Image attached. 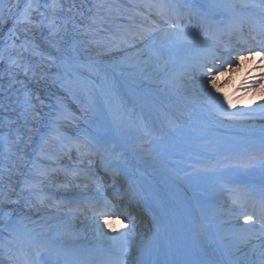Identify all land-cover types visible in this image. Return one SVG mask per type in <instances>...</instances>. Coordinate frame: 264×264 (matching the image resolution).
<instances>
[{
	"label": "bare ground",
	"instance_id": "obj_1",
	"mask_svg": "<svg viewBox=\"0 0 264 264\" xmlns=\"http://www.w3.org/2000/svg\"><path fill=\"white\" fill-rule=\"evenodd\" d=\"M151 1L115 0V4L113 3V12L107 14L111 16L112 19L109 24L110 27L107 29L108 31H104L103 33L105 36L113 38H116V34L121 35V38L116 44L119 48L122 47L125 49L124 47H132L133 45L136 46L138 43H142L143 49L141 48L138 50V47L134 49L138 50L140 53L146 52L151 54L153 57L150 62H147L149 67H151V74L140 79V81L144 80L150 85H141L136 88L133 86L131 80H126L118 75L117 72L119 70L124 76L130 77L125 70H120L121 67H123V65L120 66L121 61L125 59L126 55L124 50H118L117 53L106 52L102 55L104 58L101 60L100 58L94 57V55L102 54L103 48L101 47L96 48V54H94L82 41H78V46H72V48L76 47V49H79V56L88 59V62L92 66L104 69L107 75H112V78L107 79L110 84H108V86L106 85V90H109V92H102V94H100V88L95 83V79L93 77L91 78L86 73L82 65L78 64L79 62L77 64H71V62L76 63L74 59L72 61L68 57H66V60L64 59L65 52L69 54L72 50L70 46H68V42L65 44V48L59 46L61 38H65L67 35L71 37L70 34H76L77 30L81 28L76 26L75 23H71L69 28L66 27L65 24L66 19L68 21V14L73 11L72 4L74 0H0V26L4 24L8 25V21L11 19V25L8 31H3V28H0V255L3 250H7L6 248L8 246L6 244L14 242L17 244L21 243L18 249L11 247L12 249L10 248L7 250V254L13 257L11 264L20 263L23 257L28 258L26 262H24L25 264L31 262V257H34L35 253L32 251L33 248L27 250L24 247L27 245L35 246L37 250L41 249L46 251L44 248L48 249V244H50L49 248L55 251L60 249L64 254L65 251L67 252V249L77 251L76 248L78 247H89L88 244L94 243L95 239H98L100 236L102 237L101 241L95 242L97 243V248L108 247L116 242L118 236L121 234L129 235L132 242L124 249L125 251H120L122 255L119 261H123L124 259V262L126 261L127 264H153L148 257L142 258L143 255H141V250H143V247L146 245L145 241L141 240L142 238L139 239L138 235H135L136 233L131 232L129 229L118 227L116 224L112 225V223L105 227L90 216L77 218V214L72 212V207H65L62 204L59 205L56 201L53 202V207L46 206L47 208H45L44 205L46 201L44 200L45 202H42V198L44 197H48L50 202L53 199L55 200V198L62 202L72 201L75 196L77 199H82L83 197H78L76 194L80 189L94 185L93 183H95V181L91 178H88L89 185H83L82 187H80L82 184H78V182H81L79 179H83L82 177H78V179L72 178L70 184L61 185L59 188L55 187L56 185L52 183L53 185L51 184L50 187L54 188L55 192L49 189H46L45 192L48 193V191H50V194L56 193L53 195V199L49 197V194H45L44 196L39 194L38 196L42 197H40L39 201L37 200V204L46 211H49L48 215L43 213L44 211L40 209L33 219H28V217L26 218L21 214H16L15 209L7 205L9 203L10 194H12L16 188L25 186L28 188V186L33 185V183L29 185L27 182L20 183L19 178L16 177L36 173L38 175L35 177L37 180L39 178L38 172L47 173L48 171V174H51V176L48 177L49 179L56 176V174L60 179V177H63L60 176L62 175L59 171L60 163L66 167L61 169L62 171L75 168L71 157H63L65 148L62 147V142L67 143L71 138H81L82 136L88 135L90 139H79V141L73 139V141H75L76 146L86 147L87 156L90 154L94 161L103 163L104 161H101V159L93 153L97 147L96 143L99 142L94 141L90 133L94 132L92 126L94 124L97 128L100 127L103 129L105 127L109 136L114 135L116 138L118 137L119 130H117V127L112 123V116L109 115L110 111L114 112L115 109H111L109 101L113 98L116 100L117 95L122 97L117 100L122 103L125 109L135 100L142 104L140 105V111L144 123L150 124V127L152 123H158L157 125L155 124V128L152 127V131H154L151 132L153 134H151L150 131L148 134L150 137H162L161 140H163L164 143L159 145L161 148L152 145V142L147 137L143 138L142 141L138 143L141 144V146L144 145L142 147L151 148V154L154 155L155 159L162 155L164 159L171 160V162L174 161L169 163L170 165L168 166H170L169 168L175 171L177 177L181 179H189L192 175L198 174L201 178H205V174H208L206 168L211 165L218 166V162L206 160L207 158L203 161H195L194 159H196V157L192 160L183 156V154L181 155L172 151V149L182 150V145L173 142L174 140H169L172 131H175V125H179L180 128L183 127L185 129L192 126L195 129H201V131L206 128L216 132L218 131V133H212L210 135H195L187 129L185 133L187 135L184 136L187 140L196 139L198 142H208L210 144L226 140L228 136L232 134H242L245 129L253 128L254 133L259 132L260 135H258L259 139L255 140L256 143H254V146L248 149L247 154L253 153L260 158H264V81L259 79L264 75V67L258 66L259 62L252 58L243 63H238L240 65L238 70L223 71L221 74L217 73V87H220L219 90L224 88L221 86H226L227 82H230V87L225 89L226 91L228 89V91L226 92L224 90L225 92H220L227 96L228 99L234 100L238 97L236 101H239V104L235 102L232 103L231 101V106L226 103L227 106L223 108L217 107L220 103L210 98L206 99L202 97L203 92H205V87L199 85L202 82L197 76L187 80L183 76L184 72L191 69L201 70L202 64L210 62V60L208 61V59L202 58L200 55L202 52L199 50V48H203L207 39L211 37L209 34H218L219 37H223L222 35L225 34L228 35L230 40V38H233L236 31L234 28L237 25L234 24V21L246 22V20L253 18L254 14L248 12V10L238 13L233 9V6L235 7L236 4H246L249 0H207L210 4L216 3L217 1L222 5L223 3L228 4L227 8L230 9V11H228L225 19L222 20L224 23L223 26H218V23H216L217 19L221 17V14L215 11L216 9L211 8L209 3L206 5L207 3L205 1L194 0L193 2L196 8L200 10L198 15L202 13L204 16L206 14H211L209 17L212 15L216 16L215 21L206 23L208 27L213 26L210 29L207 28L206 31L208 33L205 32L207 33L206 41L204 39L198 40V37L186 34L185 31H173L180 28V26H177L180 25L179 23H171L172 25H170V27L166 25V27H164L163 22L168 21V17L161 16L163 19L149 22L145 16L141 15L142 10H145L147 4L151 5L149 9H153V7L156 8L154 13L156 12L158 15L169 12V9H165L163 5H158L159 1ZM81 2L80 9L77 12L78 20L82 19L83 15L80 12H83L84 9H88L89 13L90 11L95 13L97 7L96 4H89L91 0H81ZM184 2L185 0H178L175 6L172 7L174 9V15H178L181 12L187 13L190 16L195 14L189 11L193 8ZM246 8L247 7H245V9ZM185 10L188 11L186 12ZM93 13H90L91 17L88 18L90 30L87 32L91 31L96 37L101 29H103L105 20L101 18L100 15L98 18ZM119 17H121V21L114 23V20L116 21ZM129 17L133 19L129 20ZM156 24H158L157 31L152 32L148 29L145 30V28L152 27V25L155 26ZM220 33H222V35ZM151 35H154V44H149L147 42V37ZM94 36L92 38H94ZM229 40L227 42H230ZM158 53L160 54L159 56L157 55ZM237 55L238 57L236 58L239 59L241 55L236 53L235 56ZM215 57H217V55ZM67 60L70 61V63ZM58 65L64 68L67 76L70 78L72 76L75 80V84L60 89L58 86L59 80H54V73L60 74L61 68L59 72L56 70ZM234 78H236V80H233ZM246 82L258 83L256 87L250 90L251 88L242 87ZM113 83L118 84V89H113ZM79 84L82 86L85 85V89L82 90ZM218 84L221 86H218ZM234 86L240 88L238 90L241 91L239 92L240 94L237 92L239 95L233 92L234 90L232 89ZM110 87L112 89H109ZM76 89H78L79 92H76ZM53 92L57 94L58 98L62 99L60 105L55 107L56 109H54V111H66L63 113L64 116L63 121H61V126L56 124V119H60L56 114L51 117L52 119H50V121H48L50 118L49 116H44L43 109H46L49 105L54 103V97H49L50 94L53 95ZM68 93L74 96L73 98H75V101L69 100L71 98ZM218 94L217 92L213 93L214 96ZM29 96L31 98V104L27 102ZM43 97L46 99H43ZM247 97L249 98L247 99ZM220 99L223 100V96H221ZM68 106H71L74 110L68 111L70 108H68ZM207 106H215L220 114L230 119L225 120L207 112L205 108ZM171 109L175 110L176 113L174 115ZM71 112L77 113L76 115L80 120L79 122L77 121V125L74 127L70 126V118H67ZM74 113L72 115H74ZM199 120H213L214 123H210L209 125L208 121V123L203 125L202 123L199 124L195 122ZM44 122L46 125L42 126ZM211 124H214L212 129ZM128 125H131V128H135L133 126L134 124L132 125L130 123ZM67 127L70 128L65 134L62 131ZM184 132L185 131L180 133V131H177V133L182 136ZM54 136L58 137V141H56L52 148L54 152L49 153V156H41L42 149L44 147H49V137L51 138ZM163 136H165V139H163ZM126 137H121V139H119V137L117 138L119 140L118 146L123 148L125 146L126 148L124 149L133 153L136 145V142H134L136 141L134 139L135 137ZM169 146H171V150H169ZM259 146L263 147L259 148ZM184 148V151L187 152L188 150L189 154L196 152L193 146ZM243 148L249 147L244 145ZM68 149H70L69 146ZM243 150L237 146L234 148H227L224 146L223 150L219 151V154L221 153L220 155H226L227 157L219 166L228 167L236 164H245L246 158H248L249 155L243 153ZM73 152L74 150H71V153ZM74 155H76V153H74ZM235 158L242 159L241 163L236 162ZM136 159L135 155H130V157L127 158L128 162H131V167L133 168L131 171H135V168L142 174L152 176L153 179L151 180L155 182V185L161 186L162 191L167 192V195L188 200L187 202L190 204L189 210L191 211H188L190 223H193L197 228L201 229L203 225H207L208 227H210V225H218V221L214 219L216 211H209L202 203L200 204V202H198L196 199L197 196L194 193L190 192V194L186 189L180 188V185L176 182L172 183L169 176L164 173L165 169H163V167L144 165L141 164L138 159L137 161L139 163L135 162L134 160ZM198 159H201V157ZM33 160H37L40 163H34L35 161ZM34 166L38 168L32 170ZM87 167L88 169L93 168L90 165ZM54 169L55 171L53 172ZM107 174L110 175L114 173H112L111 169L106 168L104 176L108 177ZM123 176V173L119 175L122 179L124 178ZM67 178L70 180L69 176ZM123 181H125V178ZM209 181L212 183L213 179L210 178ZM127 186H130V183H128ZM90 190L91 192L96 191V189ZM97 190L101 192L99 189ZM120 193L122 196L127 197L125 192ZM120 193L117 191V195ZM62 194L65 195L62 196ZM222 194H225V191H223ZM219 196V191H216V193L210 197V202L214 201V199H217ZM80 206L84 205L80 203ZM131 206H136L135 208H137V200H135ZM194 212L195 214H193ZM71 215H73L75 220L69 223V225H71L69 227L70 230L66 231L68 228H64V222L67 219H69L67 221H71ZM69 216L71 218H69ZM12 218L15 219L11 222L10 220ZM208 220L213 221L212 224H210ZM8 221H10V228L7 230L5 229L4 222ZM19 222L23 224H21V226L15 224ZM8 231H10V233L4 238L5 234H3V232ZM175 233H177L176 229ZM208 233L211 234L213 231L209 229ZM114 236L116 238H113ZM85 237H87V239L89 238L87 244H85L84 241ZM175 237L174 235V240ZM45 244L46 246L43 248L41 245ZM133 245H138L139 249L132 250ZM96 246L94 245L92 247ZM254 246L255 247H250L247 250L246 255L254 253V255L258 257L254 256L252 263V258L248 260L251 264H264V255L260 253L264 248L259 244ZM19 250H22V252H18ZM188 250L191 256H194L197 264H207L200 258L201 256L197 254L193 246H189ZM239 252L240 250L238 251V255L233 253L231 258L238 264H241V262L245 264V260L247 259L243 258L242 254ZM177 257L179 258L178 252Z\"/></svg>",
	"mask_w": 264,
	"mask_h": 264
},
{
	"label": "rangeland",
	"instance_id": "obj_2",
	"mask_svg": "<svg viewBox=\"0 0 264 264\" xmlns=\"http://www.w3.org/2000/svg\"><path fill=\"white\" fill-rule=\"evenodd\" d=\"M114 2H115V0H91V2H89V4L93 3L94 5L95 4L97 5L95 13H93L92 11H90V13L95 14L97 17L100 15V17L105 20V22L103 24V29H101V31L97 34L98 36L95 37L93 35V33H91V31L87 32L88 30H90V25H89L88 18H90L91 16H90L89 10L88 9H84V10L82 9L83 12H80L83 15L82 19L78 20L77 12L79 11L80 4L82 2H81V0H74V2L72 4L73 11L68 14V21L66 19L65 24H66V27L69 28L71 23H75L76 26L81 27V28H79L77 30L76 34H73V35L70 34L71 37L69 35H67V37L61 38L60 39L61 41L59 42V46L62 47V48H65V44H67V42H68V46H70V48L72 50L69 52V54L67 52H65V54H64L65 58L64 59L66 60V57L71 59V61L74 59V62H76V63L71 62V64H77L79 62L78 64L82 65V67L85 69L86 73L91 78L93 77L95 79V83L97 84V86H99V88L101 90V91L99 90L100 94H102V92L103 93L104 92H109V90L108 91L106 90L108 84H110L107 79L112 78L111 77L112 75H107L106 71L104 69L94 67L88 62V59L80 57L79 56L80 50L76 49V47L72 48V46H78L77 45L78 41L84 42V45L87 48H89L94 54H96V48H99V47L103 48V52H102L101 55H98V54L94 55V57L100 58L101 60L104 58L102 55L104 53H106V52L107 53H111V52L117 53L118 50H124L126 55H125V59L123 61H121L120 66L123 65V67H121L120 70H125V72H127L128 76H130V77L124 76L119 70L117 72L118 75H120L121 77H123L126 80H131L132 83H133V86L136 87V88L140 87L141 85H144V86L145 85H150L149 83H147L144 80L140 81V79H143L147 75L151 74V67H149V64H147V62L148 61L150 62L151 58L153 57L151 54H148L146 52L140 53L138 51V50H140L142 48V43H138V45H136V46L133 45L132 47H124L125 49H123L122 47L119 48L118 45H116L117 41L121 38L120 37L121 35L116 34L115 35L116 38H113V37H110V36H105L103 34L104 31H108L107 29H109V27H110L109 24L111 23L112 19H111V16H108L107 14H109V13L111 14V12H113V10H114L113 5L115 4ZM120 19H121V17H119V19H116V21L114 20V23H117V22L121 21ZM10 25H11V19H9L8 25H6V24L1 25L0 28H3V31H6V30L8 31V28L10 27ZM93 36H94V38H92ZM153 37H154V35H151V36L147 37V42L149 44H154V38ZM122 38H123V36H122ZM136 47H138V50L134 49ZM157 55L159 56L160 54L158 53ZM68 62L70 63V61H68ZM60 68H61L60 74L54 73V76H55L54 80H59L58 86L60 87V89H62L64 87H69V86L75 84V80L72 78V76L70 78L69 76L66 75V72L64 71V68H62V67H60L58 65L56 67V70L59 72ZM219 74H221V73H219ZM183 76L185 77L186 80L187 79H193L194 77L197 76V78L200 79V81L202 82L199 85H201L202 87H205V77L203 76L201 70H199V69L198 70H196V69L192 70L191 69V70H188L187 72H184ZM234 77H237V76H234ZM233 80H236V78H234ZM79 85H81V84H79ZM219 85L220 84H218V86ZM84 86L81 85L80 88L83 90V89H85ZM117 86H118V84L113 83L112 87L115 90V89H118ZM77 87H79V86H77ZM221 87H224L222 90H220L222 92L227 87H230V82H227L226 86H221ZM218 88L220 89V87H218ZM109 89H112V88L110 87ZM239 89L240 88H237V87L234 86V88L232 90H234L233 92H236V94H238L239 92H241V91H238ZM76 90H77L76 92H79L78 89H76ZM250 90H252V88ZM263 90H264V88H263ZM263 90H261V91H263ZM227 91H228V89H227ZM215 92H216L215 89H213L212 90V94L215 93ZM221 92H219V94ZM68 94H69V96L71 98L69 100L70 101H75V98H73L74 96H71L70 93H68ZM50 96L54 97V103L49 105L46 109H43L44 116L45 115L49 116L50 118L48 119V121H50V119H52L51 117L56 114L57 117H60V119H56V124H58V126H61V123H62L61 121H63V116H64L63 113H65L66 111L63 110L62 112H56V111H54V109H56L55 107H58V105H60V103H61L60 101L62 99L58 98L57 94L55 92H53V95L50 94L49 97ZM116 97H117L116 100L113 98V99H111L109 101L111 109L115 108L114 112L110 111L109 115L112 116V118H113V119L111 118L112 123L115 125V127H117V130H119L118 137L121 139V137L124 138L127 135L131 136V138H132V136H134L135 137L134 139L136 140V141H134V142H136L135 149H137L139 154L144 156V157L142 156V158L140 156H138V158L140 159L141 163H146V165H151L150 163H152V164H155V165H158V166H162L163 169H165L164 173L169 176V178L171 179L172 183L176 182L178 185H180V188H182L184 190L185 189L187 191L191 190L192 193H194L197 196L196 199L199 200V201L200 200L202 201V195L200 194L201 193L200 191H202V188H200V184H201V182H203V178L197 177L196 180H195V178H192V179H181L180 177H177V174H175L176 172L169 168L170 167V166H168V165H170L169 162L162 161L160 163L158 157H156L157 159H155L154 155L151 154L152 153V151L150 150L151 148L148 149V147H142L144 145L141 146V144H139L138 142L142 141L143 137H150L148 132H143L144 129L147 126H150V124L144 123L142 121V114H141V111H140V109L138 107V104H137L138 101H136V102L134 101L133 103L131 102L129 107L127 109H125L124 106L122 105V103L120 101L118 102V100L120 98H122V97H120L118 95ZM202 97L206 98V99L209 98V96H208L206 91L203 92ZM57 98L60 99V100H58ZM237 98L238 97H236L234 100L233 99H229V100L232 101V103L235 102L236 104H239V101H236V100H238ZM248 98L249 97H247V99ZM43 99H46V98L43 97ZM225 106H227L226 103H224L223 105L220 104L217 107L223 108ZM68 108H69L68 111H73L74 110V109H72L71 106H68ZM117 108H120L121 110L117 109ZM205 108H206L207 112L212 113V114L216 115L217 117H221V118H223L225 120L230 119L229 117H226V116L220 114V112L217 111L215 106H207ZM65 109H67V108H65ZM122 109H124V110H122ZM171 110L175 112L174 109H171ZM73 113L74 112H71L70 115L67 116V118H70V122H69L70 126L74 127V126L77 125V121L79 122L80 120H79V118L76 115L77 113H74V115H72ZM244 118H246V117H244ZM111 120H110V122H111ZM208 121H209V125H210V123H214L213 120H208ZM208 121L199 120V121H195V122H198L199 124L202 123L203 125H205L206 123H208ZM130 123L132 125L134 124L133 126L135 128H131L130 127L131 125L130 126L128 125ZM123 124H124V126H123ZM155 124L157 125L158 123L155 122ZM45 125H46L45 122L42 123V126H45ZM80 125H81V123H80ZM126 126H128V127H126ZM93 127H94V124H93ZM213 127H214V124H211V129ZM69 128L70 127L65 128V130H63L62 132H64L66 134L68 132L67 130H69ZM182 129L185 132L183 133V136L181 134H179L177 139H178V141L180 143H182L181 145L183 147L181 148L182 150H180V151L178 150L177 152H182V153H184L183 155H185L187 157L188 150H187V152L184 151V149H185L184 147L186 145H192L193 147H195L197 149V151L194 152L193 155L189 156V158H192V157L195 158V154H201V152L199 150H204L205 152L208 153V158L215 159L216 158L215 155L218 154L219 151L223 150L224 146H226L227 148H232V147H235V146L242 148L241 146H243V145H246V146H249L251 144L254 145L255 140L259 139L258 135H260L259 132L258 133L257 132L254 133V129L253 128H248V129H245V131H243L242 134H232V135H230L232 137L228 136V138L226 140L217 141V142H214V144L213 143L210 144V143L207 142V143H204V145H206L205 147L200 148L199 146H200V144L202 142L200 143L196 139L187 140L184 137L185 135H187V134H185L187 129H189L195 135H206V134L210 135L212 133H218V131L216 132L214 130H210V129H207V128L206 129H202V131H201V129H195L192 126L187 128V129L182 127ZM174 132L175 131L173 130L172 131V135H170L169 137L173 136ZM180 133H182V132H180ZM90 135H92L91 136L92 139H97L98 137L100 139V136L97 135V132L96 133H94V132L92 133L91 132ZM164 137L165 136H163V139H165ZM225 137H227V136H225ZM57 138L58 137H55V136L51 137V138L49 137V139H48L49 147H47V148L44 147L42 149V152L40 151L41 152V156H49V153H53L54 152V151H52V148L54 147L56 141H58ZM245 149H247V148H245ZM159 150H161V149H159ZM202 154H204V153H202ZM142 159H144L146 162H143ZM216 159H218V158H216ZM33 161H35L34 163H40L37 160H33ZM36 168H38V167L34 166V167H32V170H35ZM43 168H44V166H43ZM38 174H39V172H38ZM37 176L38 175L36 173L35 174L32 173V174H29V175H22V176L20 175V177H16V178H19V180H20L19 182L20 183L27 182L29 185L31 183H33V185L39 186L40 189L41 188L43 189L42 185H40L39 182H38L39 178L37 180L35 178ZM47 176H49V175H46V177ZM60 176H63V177L62 178L60 177V179H59V176L57 177V174H56V176L50 178L49 180H55L57 182H61V181H65L66 180V178H64L65 177L64 175H60ZM192 182H194V183H192ZM33 185L28 186V188L26 186L22 187V188L21 187L16 188V190L14 192H12V194H10V198H9V201H8L9 203L7 204L8 207H10V208L12 207L13 209H15L16 214H18V215L21 214V215L25 216L26 218L28 217V219H33L34 216H36V214H38V211H40V209H42L44 211L43 213H45L47 215L49 214V211H46L43 207L41 208L37 204V194L34 193V189L35 188L33 187ZM185 192H184V197H185ZM45 208H47V207L45 206ZM15 218H17V217H15ZM15 218H12L10 221L12 222V220L15 219ZM67 220H69V219H67ZM67 220L65 221L66 223L64 222V225H65L64 228H68V230H66V231H69L70 230L69 227L71 226V225H69V223L72 222V220L71 221H67ZM10 221L4 222L5 223V229H7V230L10 228ZM15 224L18 225V226H21V224H23V223L19 222V223H15ZM102 226H103V224H102ZM8 233H10V231L3 232V234H5L4 238L8 235ZM136 234L139 235L138 236L139 239L142 238V233L136 232ZM101 239H102V237L100 236L98 239H95V242L101 241ZM84 241H85V244H87V242L89 241V238L87 239V237H85ZM94 243L88 244V246H94V245L97 244V243H95V244ZM198 243L201 244L200 241H198ZM19 244H21V243L17 244V243L14 242V243H11V244H6L8 246L6 249L8 250L11 247L14 248V249H18L20 247ZM211 248L212 247L210 246L208 252H209V256L213 257L214 256V252H213L214 250L212 249L213 250L212 251ZM7 250H3L2 254L0 255V264H8L7 263L8 260H7V258L4 255V254H6ZM132 250H138V245H133L132 246ZM204 252L208 253L207 251H204Z\"/></svg>",
	"mask_w": 264,
	"mask_h": 264
},
{
	"label": "snow or ice",
	"instance_id": "obj_3",
	"mask_svg": "<svg viewBox=\"0 0 264 264\" xmlns=\"http://www.w3.org/2000/svg\"><path fill=\"white\" fill-rule=\"evenodd\" d=\"M249 55L248 56H244L241 55L239 57L240 61L243 62L245 59L250 58L251 55H255L256 53L254 52V50L252 49H248L247 50ZM260 55H261V60L264 61V47H261L260 50ZM224 63H226L228 65V69L229 71H235L238 70L240 65H237L236 68L234 69L232 67V64L234 63L233 61H224ZM201 71L203 76L205 77V91L207 92L209 98L213 101H216L218 103H220L221 105H223L224 103H227L229 106H231V101L228 99L227 96H225L223 93H220V95L214 96L212 94V90L215 89V91L217 93L220 92L219 88L217 87V73H219L220 69L217 68L211 61L206 63V64H202L201 65ZM261 81H264V75H262L259 78ZM258 82H253V83H245L242 85V87H247V88H254L257 86ZM223 96V100L220 99V97ZM38 99V97H37ZM29 104H31V98L29 96L28 101ZM101 215L105 216L106 218L103 221V226L107 227L109 226L112 221H110L107 216L109 214L107 213H101ZM248 219H251V217H249ZM121 223H123V221H121ZM122 235H126V234H122Z\"/></svg>",
	"mask_w": 264,
	"mask_h": 264
}]
</instances>
